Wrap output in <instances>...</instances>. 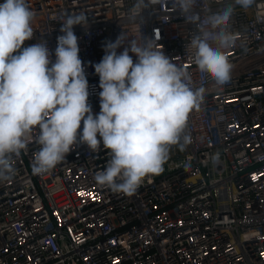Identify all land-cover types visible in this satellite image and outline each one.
I'll return each instance as SVG.
<instances>
[{
    "label": "built area",
    "instance_id": "1",
    "mask_svg": "<svg viewBox=\"0 0 264 264\" xmlns=\"http://www.w3.org/2000/svg\"><path fill=\"white\" fill-rule=\"evenodd\" d=\"M27 3L35 14L34 37L24 47L47 41L53 62L62 20L88 17L73 30L93 114L100 112L101 91L94 65L105 43L122 32L141 42L156 38L191 74L193 88L203 86L206 94L188 117L191 143L184 151L172 146L164 171L145 178L132 196L95 181L110 159L102 144L92 152L77 143L54 169L33 174L34 131L16 158L15 174L0 182V264H264V0L235 8L226 31L238 45L225 52L232 72L222 87L192 62L187 46L197 28L176 0H160L139 14L135 0ZM229 3L198 0L195 10L203 18L209 8Z\"/></svg>",
    "mask_w": 264,
    "mask_h": 264
},
{
    "label": "clouds",
    "instance_id": "2",
    "mask_svg": "<svg viewBox=\"0 0 264 264\" xmlns=\"http://www.w3.org/2000/svg\"><path fill=\"white\" fill-rule=\"evenodd\" d=\"M159 3L135 0L133 10L139 14ZM255 3L231 0L220 10L209 8L202 18L195 10L198 0H176L185 21L197 28L187 46L192 62L217 87L231 79L232 64L225 52L237 46L238 40L226 28L235 8L247 10ZM34 16L27 0L0 3V182L15 174L16 158L38 131L33 174L54 169L77 143L92 152L102 144L110 159L95 174V181L132 196L145 178L164 171L172 146L184 151L191 143V136L185 134L188 117L193 110H200L206 88H193L191 74L165 55L156 38L141 42L122 32L114 42L105 43V54L94 65L101 91L100 112L93 114L73 30L87 24L88 17L70 14L62 20L53 62L47 41L24 47L25 41L34 37ZM211 159L218 163L219 155Z\"/></svg>",
    "mask_w": 264,
    "mask_h": 264
}]
</instances>
